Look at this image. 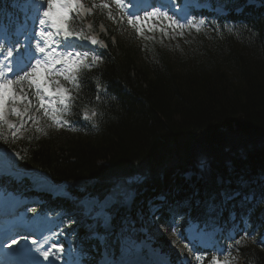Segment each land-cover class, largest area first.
<instances>
[{
	"label": "trees",
	"instance_id": "obj_1",
	"mask_svg": "<svg viewBox=\"0 0 264 264\" xmlns=\"http://www.w3.org/2000/svg\"><path fill=\"white\" fill-rule=\"evenodd\" d=\"M209 1L229 9L246 2ZM243 8L250 14L201 25L190 54H169L155 38L132 43L116 36L112 43L106 37L100 61L85 73L83 87L73 91L66 119L75 130L43 136L26 132L17 144L0 138V147L17 152L24 170L64 185L71 198L58 200L68 211H82L85 198L113 197L115 235L125 230L120 204L134 192L132 209L125 213L136 218L138 208L148 215L157 205L156 225L178 228L182 239L192 228L202 233L221 223L229 226L231 210L246 219V234L258 237L264 229V5ZM101 17L94 14V28ZM97 82L103 89L99 102ZM93 110L97 115L85 120L84 113ZM231 191L237 196L229 200ZM248 194L251 200L242 199ZM210 203L215 205L211 213ZM167 208L177 215L170 217ZM80 213L76 233L91 252L98 246L91 233L102 221L93 211ZM231 242V254L243 264H264V243L243 237ZM156 243L178 259L163 236ZM200 264H210V256Z\"/></svg>",
	"mask_w": 264,
	"mask_h": 264
},
{
	"label": "snow or ice",
	"instance_id": "obj_2",
	"mask_svg": "<svg viewBox=\"0 0 264 264\" xmlns=\"http://www.w3.org/2000/svg\"><path fill=\"white\" fill-rule=\"evenodd\" d=\"M33 2L36 4L35 15L30 17V22L37 26L38 30L29 31L28 21L23 24L11 20L6 24L0 22V31L4 33L3 39H0V138H3L5 124L13 130L12 136H16L19 127L9 123L6 117L9 112L20 117L28 113V108L22 113L16 105L24 102L31 104L29 93L38 101L37 112L43 110L44 115L49 116L57 127L69 125L70 121L64 119V116L70 112L75 100L73 91H79L83 87L85 73L101 59L100 56L90 55L89 51L78 50L84 45L77 41H88L92 45L106 47L95 37L86 36L82 29L74 26V21L81 13L91 14V8L86 9L82 0H38V3L33 0ZM113 3L121 13L120 20L123 21L126 17L127 24L141 37H144L146 30L149 32L158 30L164 35H168L169 31L180 30L179 34L182 35L184 28H195L196 31H200V26L205 23L204 20H200L199 23L194 20L181 23L175 16H170L167 11L155 6L150 11H144L141 16L138 14L139 10L130 12L129 8L134 5H129L124 0H113ZM93 7L96 5L93 4ZM99 7L108 9L109 18L116 19L107 2L102 0ZM37 53L40 55L37 56ZM61 80L65 83H61ZM25 84L27 87H24ZM96 88L95 100L99 102L102 85L97 82ZM10 104L12 107L9 109ZM96 115V111L93 110L91 115L84 113V119L92 120ZM27 119L33 118L28 116ZM20 127H23V124ZM41 130L37 128V131ZM214 209L215 205L210 203L208 212L211 213ZM172 231L179 233L176 227H173ZM21 239L31 245L30 248L26 245L27 251H35L45 260L50 256L60 259V254L65 251L64 245L59 242L52 243L44 250L43 243L48 242V237L43 238V243L35 237L25 236ZM240 243L241 240L235 241L236 246ZM17 244L18 240L13 238L6 247L10 249ZM233 247L232 244L227 245L228 249ZM209 256L210 264H232V258L227 251L197 255L196 260L202 261Z\"/></svg>",
	"mask_w": 264,
	"mask_h": 264
},
{
	"label": "rangeland",
	"instance_id": "obj_3",
	"mask_svg": "<svg viewBox=\"0 0 264 264\" xmlns=\"http://www.w3.org/2000/svg\"><path fill=\"white\" fill-rule=\"evenodd\" d=\"M128 1H131V0H128ZM128 1L124 0L125 3H127ZM147 1L149 0H145L144 2H147ZM185 1L187 2L189 0H185ZM101 2L102 0H82V3L84 4L86 9L91 8V13L94 12L96 15L102 16L100 22H98L96 25V29L92 27V24H91L92 17H90L91 15H84L83 13H81L79 17L74 21L76 24L80 26L82 24L81 28L84 31V34L86 36L95 37L97 40L101 41L103 45L105 42L102 41L101 37H104V38L108 37L112 43H115L116 36L120 37L124 41H132V43H136L138 41L142 43L144 42L143 37L138 36L135 30L130 25L127 24L126 18L123 21L120 20L121 14L117 13L118 9L116 8V5L113 3V0H104V2H107L110 5L111 12L113 16L116 18L115 20L109 18L108 9L99 7ZM248 2L252 4L254 1L250 0ZM93 4H95L96 7H93ZM253 4L258 5V2H255ZM140 15L142 16L143 13ZM203 18L204 16L202 14H199L198 17H194V15L189 14L186 20L180 21V22L186 23L187 20H194V19L198 21ZM76 28L81 29L79 26H77ZM85 28L87 29V31L85 30ZM108 28L114 32L113 36L109 35ZM182 31H183L182 35L179 34L180 30H177L176 32L169 31L168 35H164L163 33L156 30L154 31V34L150 33L149 36L152 38H155V41L158 44L162 45L168 51V53L169 52L170 53L181 52L182 54H187V53L190 54L196 48V45H195L196 38H194L195 30L193 28L186 27ZM151 43H154V42H151ZM93 47L96 48L97 45H93ZM99 51L100 49L97 51V48H96L93 51H89V52H90V55L100 56ZM24 87H27V84H25ZM25 107L30 109L34 106L32 104L25 103ZM10 108H11V104L9 105V109ZM29 113H30V116L33 118L32 120L27 119L29 115L21 119L20 116H16L14 114H11L10 112L7 114L6 118L8 122L16 124L17 127H19V131L17 132L16 136L13 137L11 134L13 130H10L7 127V124H5L3 126V139L4 140H10V139H5V138H11L13 141V144H17L19 143L18 140L24 137L25 132L27 130H29L31 134H34V136H43L46 134H50L52 132L59 131L61 128L66 129L67 132H70V131L73 132L75 130L73 129L71 123L67 126L57 127L53 123V121L43 116L42 114L33 115L34 111L33 113L29 111ZM9 118L11 120H9ZM21 124H23V127H20ZM38 127L42 130L37 131ZM32 129H34V131ZM4 152H5V155L3 157L0 156V160H5L6 164L10 166H15V160L17 158L16 156L18 153L15 151H11V150H5ZM6 167L7 166H4V169H6ZM22 173L15 172V176L17 177L22 176ZM25 175H28V174H25ZM185 177L187 180L190 181L191 174L187 173ZM190 182L193 183L192 181ZM39 186H40V181L37 180L35 182L34 187L39 189ZM42 186H43L42 187L43 189H46L49 191H54V189L56 188L59 189V187H53V185L49 183L42 185ZM219 192L220 191H217L218 194H220ZM58 193L63 194V192H61L60 190H58ZM232 194L233 196H236V192H232L231 195ZM133 195H131V197H129V199L124 204L126 207V210L129 209L130 206H132L131 202H132V197H134ZM228 197L231 198L230 195ZM112 202H113V199L110 196L105 197L104 200L101 202H97V200H93V199H84L81 202L84 207V210H82L83 212H88L92 210V208H94L95 205L102 207L101 209L97 211L96 216L98 217L101 216L103 218L104 220L103 229L108 234H105V233L102 234L99 232V234L96 236V238L99 240L101 244L106 243V236L110 234V225L108 223V217L110 216V214L109 212H106V208L110 207L112 205ZM156 208H157V205H153L148 215H145L146 212H143L138 208L136 218H132L129 214H124L121 216V220H122L123 225L125 226V230L129 232V235H126V237L122 239L123 248H122L121 263L126 264V260H125L126 252L134 251L136 255L138 256L141 255L142 257H144L148 264H157V258L163 255V253L164 255L167 254V253L165 254V252L161 250V247L157 246V243H156L158 241V237L163 236V239L168 241L169 243L168 246L170 250L177 252L179 254V259L177 263L179 264H199L200 261L196 260V256L199 255V253L192 251L193 246L190 244L191 242L190 240L192 239L191 237L195 235H192L193 233L187 235L186 239L189 240V242H187L181 239L180 236L177 235V233H174L173 231H167L161 225H156V222L154 221L155 215L153 214ZM77 211L69 212L68 215L56 212L52 221L48 222L47 226H56L55 230L58 231V228L61 225H63L65 228L66 227L68 228L73 224V228L77 229L80 225V222H77L80 212L79 210ZM59 216H61V219H56ZM243 224H244V221H243ZM59 231H64V230L62 229ZM216 233L219 236H223V231H221V229H217L212 234L209 235L210 238H212ZM45 237L50 238V234L47 230L45 231ZM244 237L249 242L257 241V242L263 243L264 242V230L260 231V233L258 234V237H256V235H247ZM204 239H206V236L200 237L199 240L203 241ZM73 240H75L74 237H73ZM59 241H60L59 243L62 242L65 247L64 253L60 254V259H64V261L66 259L65 262L58 261L59 264L60 263L61 264H81V263L86 264V262L82 261V257H81V253L79 252V249H77L75 245L74 247L73 245L71 247V244L69 243V236L64 235V239L63 240L59 239ZM173 241H175V243H173ZM217 241L218 242L220 241L218 237H217ZM56 242H58V240H56ZM66 242H68V244ZM138 242L141 244L140 249L136 248V245ZM24 243L26 242H23V244ZM203 246L207 247L206 244H204V241L202 242V247ZM104 251L105 250L101 252L100 263L107 264V262L110 260L112 264H114L112 259L110 258V254ZM225 251H226L225 249L222 250L221 248H217V252H225ZM51 258L52 256L49 257L50 260ZM231 258H232V264H241V258H239V256L232 255ZM90 264L92 263L90 262Z\"/></svg>",
	"mask_w": 264,
	"mask_h": 264
},
{
	"label": "bare ground",
	"instance_id": "obj_4",
	"mask_svg": "<svg viewBox=\"0 0 264 264\" xmlns=\"http://www.w3.org/2000/svg\"><path fill=\"white\" fill-rule=\"evenodd\" d=\"M148 3H149V1L144 2L142 6H144V5L148 4ZM30 4H32V6H31L32 9H35V8H36V5H35L34 2H30ZM23 11L25 12V9H24ZM49 184H50V183H49ZM46 186H47V185H46ZM42 187H43V186H42ZM53 187H59V186H54V185H53ZM56 189H57V188H56ZM56 189H54V190H56ZM33 226L36 227V228H35L36 231H41V232H43V229H44V223L33 224ZM199 239H200V238H199ZM204 240H206V239H204ZM42 243H43V242H42ZM22 245H23V244H22ZM27 247L30 248V247H31L30 244L27 245ZM43 248H44V250H46V249L48 248V245H47L46 243H43ZM8 253H9V256H22V258L29 259V260H31V263H32V264H59L58 261L55 260V259H53V258H51V260H50V259L45 260V259L43 258V256H41L39 253H37V252H35V251H33L34 256L32 257L31 255H29V254H31V252L27 251L26 249L21 250L19 247L16 248V250H15V249H8ZM4 258H7V255L4 256ZM3 262H4V260H3L2 258H0V263L4 264ZM60 264H61V263H60Z\"/></svg>",
	"mask_w": 264,
	"mask_h": 264
},
{
	"label": "water",
	"instance_id": "obj_5",
	"mask_svg": "<svg viewBox=\"0 0 264 264\" xmlns=\"http://www.w3.org/2000/svg\"><path fill=\"white\" fill-rule=\"evenodd\" d=\"M139 247V246H138Z\"/></svg>",
	"mask_w": 264,
	"mask_h": 264
}]
</instances>
